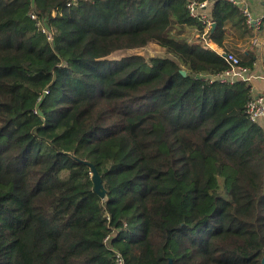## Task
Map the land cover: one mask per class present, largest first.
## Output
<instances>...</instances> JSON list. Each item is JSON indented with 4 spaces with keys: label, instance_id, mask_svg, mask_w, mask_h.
Instances as JSON below:
<instances>
[{
    "label": "trees",
    "instance_id": "16d2710c",
    "mask_svg": "<svg viewBox=\"0 0 264 264\" xmlns=\"http://www.w3.org/2000/svg\"><path fill=\"white\" fill-rule=\"evenodd\" d=\"M203 31L188 0H0V264H262L264 127Z\"/></svg>",
    "mask_w": 264,
    "mask_h": 264
},
{
    "label": "crops",
    "instance_id": "0c3cea01",
    "mask_svg": "<svg viewBox=\"0 0 264 264\" xmlns=\"http://www.w3.org/2000/svg\"><path fill=\"white\" fill-rule=\"evenodd\" d=\"M216 1L207 0V6L204 9L209 16ZM234 4L243 13L247 10L253 22L249 23L247 17L246 21L230 18L225 24L222 45L209 36L204 43L206 47L214 49L221 55L226 51L238 55L246 69L244 73L247 77L246 81L251 86L252 95L262 96L264 100V0H236ZM194 32L199 38L198 31L194 30ZM258 121L264 127V115Z\"/></svg>",
    "mask_w": 264,
    "mask_h": 264
},
{
    "label": "built area",
    "instance_id": "2783aa9c",
    "mask_svg": "<svg viewBox=\"0 0 264 264\" xmlns=\"http://www.w3.org/2000/svg\"><path fill=\"white\" fill-rule=\"evenodd\" d=\"M230 2L235 3L236 0H228ZM207 6V0H188V9L190 15L193 18H197L202 21L204 25V31L202 34L203 40L206 42L207 37L209 36V32L212 28V19L205 11V7ZM248 22H253L252 17L248 13L247 10L244 11ZM33 18H36V15H31ZM223 57L226 59L227 63L229 64V68L226 69L221 74L213 76L211 81L215 79H219L221 82H234L237 80L246 81L247 77L244 73L246 71L245 67L241 63V58L232 52H226L222 54ZM247 113L249 114V118L252 121H258L261 116L264 115V100L262 96H251L247 104ZM110 238L108 235L105 240L107 241ZM116 261L117 264H125V260L120 252L115 251Z\"/></svg>",
    "mask_w": 264,
    "mask_h": 264
},
{
    "label": "rangeland",
    "instance_id": "374dc122",
    "mask_svg": "<svg viewBox=\"0 0 264 264\" xmlns=\"http://www.w3.org/2000/svg\"><path fill=\"white\" fill-rule=\"evenodd\" d=\"M163 52H164V50L160 46H158L156 44H150L149 46H147L145 48L117 52V53L113 54L111 56V58L112 59H119L122 56H125L127 54H133V53H138V54H142V55H146L147 57H150V56H155V55H162Z\"/></svg>",
    "mask_w": 264,
    "mask_h": 264
},
{
    "label": "water",
    "instance_id": "95a60500",
    "mask_svg": "<svg viewBox=\"0 0 264 264\" xmlns=\"http://www.w3.org/2000/svg\"><path fill=\"white\" fill-rule=\"evenodd\" d=\"M215 27H216V23L213 22L212 28L214 29ZM182 73L186 74V71L182 70ZM91 168H92V172H93L94 189L101 197L104 198L106 195V190L104 189L101 175L99 174L95 165L91 164ZM170 264H172V260H170ZM262 264H264V256L262 258Z\"/></svg>",
    "mask_w": 264,
    "mask_h": 264
}]
</instances>
